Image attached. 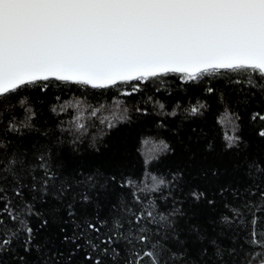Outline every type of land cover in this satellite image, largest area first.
<instances>
[{
	"label": "trees",
	"instance_id": "1",
	"mask_svg": "<svg viewBox=\"0 0 264 264\" xmlns=\"http://www.w3.org/2000/svg\"><path fill=\"white\" fill-rule=\"evenodd\" d=\"M255 113L264 114V79L244 71L104 88L56 80L25 86L0 97V157L16 161L19 177L0 179L2 202L11 200L52 259L68 254L65 235L91 222L100 232L89 235L115 240L118 255L109 252L107 264H129L147 250L159 264H254L264 256L250 243L253 229L264 240V121ZM226 136L239 139L228 147ZM136 216L146 219L137 224ZM12 248L25 255L20 242ZM83 255L73 253V264H86ZM27 258L43 264L36 248Z\"/></svg>",
	"mask_w": 264,
	"mask_h": 264
},
{
	"label": "snow or ice",
	"instance_id": "2",
	"mask_svg": "<svg viewBox=\"0 0 264 264\" xmlns=\"http://www.w3.org/2000/svg\"><path fill=\"white\" fill-rule=\"evenodd\" d=\"M221 70L256 73L264 79V0H0V97L41 81L104 88L118 81H146L169 74L196 81ZM249 85L258 86L251 80ZM252 119L264 121V114L255 113ZM84 127L76 124L78 130ZM258 135L264 138V128ZM225 139L232 147L239 138ZM15 163L0 157V174L7 173L0 179L10 175L19 180L12 167ZM5 192L0 185V202ZM259 194L264 198V191ZM15 195L21 196L22 191L18 188ZM192 195L199 200L205 193ZM11 204V200L0 203V264L10 254L13 264H28L27 254L33 248L40 252L43 264H73V253L80 251L86 264H107L109 252L118 255L113 236L94 238L89 233H99L100 228L87 222L71 237L64 236L71 245L66 256L56 253L52 259L51 252L45 256L35 244L34 229ZM67 207L69 217L74 216L72 205ZM143 219L135 217L137 224ZM140 233L139 242L146 243L149 237L143 227ZM17 242L25 255L13 254ZM250 243L264 247L255 229ZM134 255L129 264H143L144 257L149 264H159L152 250ZM259 264H264V256H259Z\"/></svg>",
	"mask_w": 264,
	"mask_h": 264
},
{
	"label": "water",
	"instance_id": "3",
	"mask_svg": "<svg viewBox=\"0 0 264 264\" xmlns=\"http://www.w3.org/2000/svg\"><path fill=\"white\" fill-rule=\"evenodd\" d=\"M117 83H123V82H120V81H118ZM88 86H90V85H88ZM111 86V85H110ZM91 87V86H90Z\"/></svg>",
	"mask_w": 264,
	"mask_h": 264
},
{
	"label": "rangeland",
	"instance_id": "4",
	"mask_svg": "<svg viewBox=\"0 0 264 264\" xmlns=\"http://www.w3.org/2000/svg\"><path fill=\"white\" fill-rule=\"evenodd\" d=\"M254 264H259V262H256V263H254Z\"/></svg>",
	"mask_w": 264,
	"mask_h": 264
}]
</instances>
